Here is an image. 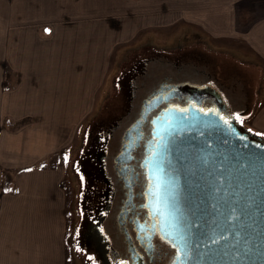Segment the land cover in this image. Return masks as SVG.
Instances as JSON below:
<instances>
[{
	"label": "rangeland",
	"instance_id": "374dc122",
	"mask_svg": "<svg viewBox=\"0 0 264 264\" xmlns=\"http://www.w3.org/2000/svg\"><path fill=\"white\" fill-rule=\"evenodd\" d=\"M255 1L0 0V199H22V213L47 225L51 213L27 200L65 198L60 219L72 222V258L97 264L77 231L81 153L90 152L94 128L126 108V79L142 59L151 75L178 68L192 86H214L213 76L231 83L228 112L264 142Z\"/></svg>",
	"mask_w": 264,
	"mask_h": 264
},
{
	"label": "flooded vegetation",
	"instance_id": "af4514ba",
	"mask_svg": "<svg viewBox=\"0 0 264 264\" xmlns=\"http://www.w3.org/2000/svg\"><path fill=\"white\" fill-rule=\"evenodd\" d=\"M141 61L140 68L126 79V108L111 121L97 125L90 152L86 149L85 158L83 147L81 153L83 196L77 201V231L80 245L92 252L97 264H185L178 247H173L176 223L173 210L168 212L167 199L162 204L166 187L161 182L169 178L175 183L179 176L172 155L174 150L178 153L182 135L179 116L189 119L193 111L214 114L225 125L234 123L244 132L237 116L227 110L231 83L217 84L213 76L214 86H192L178 68L169 76L157 69L151 75L146 69L148 61ZM168 61L163 62L176 64ZM234 83L241 91L240 83ZM247 139L263 143L252 133ZM176 200L186 216L180 197Z\"/></svg>",
	"mask_w": 264,
	"mask_h": 264
},
{
	"label": "water",
	"instance_id": "95a60500",
	"mask_svg": "<svg viewBox=\"0 0 264 264\" xmlns=\"http://www.w3.org/2000/svg\"><path fill=\"white\" fill-rule=\"evenodd\" d=\"M179 117L172 154L179 176L161 181L176 223L173 244L185 264H264V142L214 114Z\"/></svg>",
	"mask_w": 264,
	"mask_h": 264
},
{
	"label": "crops",
	"instance_id": "0c3cea01",
	"mask_svg": "<svg viewBox=\"0 0 264 264\" xmlns=\"http://www.w3.org/2000/svg\"><path fill=\"white\" fill-rule=\"evenodd\" d=\"M255 5L256 27L262 30L264 36V0H256ZM35 187L40 189L39 185ZM27 201L28 205L36 203V208L37 204H43L45 212L51 213L52 221L41 225L39 214L22 213L25 208L22 199H0V264H79L72 258V222L60 219L64 215L61 210L63 205L67 212L65 198L45 197L41 201ZM55 216L59 218L57 223ZM44 227L48 231L51 229V233L42 230Z\"/></svg>",
	"mask_w": 264,
	"mask_h": 264
},
{
	"label": "snow or ice",
	"instance_id": "6c2138e0",
	"mask_svg": "<svg viewBox=\"0 0 264 264\" xmlns=\"http://www.w3.org/2000/svg\"><path fill=\"white\" fill-rule=\"evenodd\" d=\"M45 33L47 34V33H50V29H45ZM225 123L226 124H229V121L228 120H225ZM229 127H231V125L229 124ZM257 147H259V145L257 146ZM66 159V158H65ZM28 171H31L30 169L28 170ZM6 191H12V189H7ZM158 211V214H160V215H163V213H159V210H157ZM222 239H227L226 237H222ZM211 243L212 244H217V243H219V240H217V239H213L212 241H211ZM173 247L175 248L176 247V245L175 244H173ZM180 251V249L179 248H177V252H179ZM181 264H184V262L182 261L181 262Z\"/></svg>",
	"mask_w": 264,
	"mask_h": 264
}]
</instances>
